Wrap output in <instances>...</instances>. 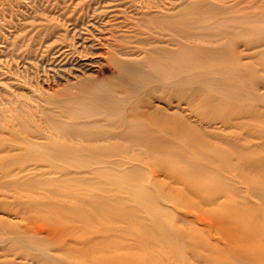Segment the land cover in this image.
Segmentation results:
<instances>
[{"label":"bare ground","instance_id":"bare-ground-1","mask_svg":"<svg viewBox=\"0 0 264 264\" xmlns=\"http://www.w3.org/2000/svg\"><path fill=\"white\" fill-rule=\"evenodd\" d=\"M32 1L75 41L46 90L0 61V264H264V0Z\"/></svg>","mask_w":264,"mask_h":264},{"label":"rangeland","instance_id":"rangeland-1","mask_svg":"<svg viewBox=\"0 0 264 264\" xmlns=\"http://www.w3.org/2000/svg\"><path fill=\"white\" fill-rule=\"evenodd\" d=\"M33 4L34 2L32 0H7V1L2 0L3 11L0 14L2 17L0 21L1 24L2 23L3 24L0 27L1 28L0 33L2 32L1 34L3 35V42L0 43V61H2L4 66L3 77L5 79L4 80L5 83L15 84L17 82L14 81L13 79L14 76L17 75L20 78L21 75L23 76V78L30 80L32 82V85L36 86V88L41 87L44 90H46L49 87H54L55 85H60L61 83L65 84V80H64L65 78H63V76L60 75L61 73L60 69H62L60 65H63V63H59L58 59L54 61L52 58L53 57L57 58L58 55L57 51L61 48V46L66 44L64 39L67 36H68V40H71V42L75 40L72 39L73 32L71 30V26H62L63 33H61L62 36H60V39L52 38V40H50L49 42H45L44 39L47 38H44L45 37L44 35H41V38L43 40L39 38L37 36L39 31L38 25L42 23V21L44 22L43 18L46 15L43 12H39V11L35 12V6L33 7ZM38 4L44 6L43 3L36 2V5ZM109 6H113L112 10L117 9V7L115 6V2H110ZM38 10L42 11V9H38ZM108 11L109 9L107 10V12ZM50 15L52 16V18H55L56 21H59L61 23H63L65 20L64 15H62V13L60 14L59 12H54L53 14L50 13ZM51 16H49V18H51ZM79 37L80 36H76V39H78ZM14 40H16V43L18 45L11 44V41ZM19 44L20 45L24 44V45L20 47ZM30 44L34 45V47H32V50L30 51L27 50L25 52L24 49L25 48L27 49V47H29ZM76 45H79L78 47L79 50H84V48L82 47V43ZM90 50L91 49H89V51ZM250 60L251 59H248L247 61ZM97 68H95L97 70V72L95 73L101 72L103 75L106 76L112 74L111 67H110V71L104 70L106 67H100L99 70ZM47 78L48 80H46ZM43 80H45V82H43ZM70 82H72V80ZM29 86H30L29 84L25 85V87L22 88V92L26 93L27 91H29V89H31L30 88L31 86L30 87ZM258 88H259V92L264 95V87L261 85ZM30 94L31 93L27 95ZM181 107H182V113H181L182 117L188 119L189 121H192L194 125L199 123V121H196V116H194L195 113L188 107L187 104L183 103ZM260 108L264 110V103L260 104ZM214 116H216V113L214 114ZM221 124L222 123L219 120H217L213 125L218 130H221L225 134H229L237 131V129H232V128L224 129V127ZM198 127H195L196 132H199L200 127L199 128ZM202 128L207 131H212L210 127L208 128L207 124L201 127L200 130ZM203 129L201 130V133H203L202 137H204L203 139L207 140L208 142L214 145L224 147V144L219 142L217 139H213L209 136L207 137L204 134L205 132L203 131ZM191 131L195 133L193 130ZM257 141L259 140L255 139L254 142ZM196 180L199 181V179L197 178ZM173 186L179 187L181 185L177 184ZM242 186L245 187L244 185ZM187 196L189 198L192 197L193 199H197L194 198L195 196H193L192 194H189ZM126 202L131 203L129 200ZM198 214H200V216L206 219H209L202 212ZM197 221L200 220L197 219ZM200 223L198 224L199 225L204 224V223L202 224Z\"/></svg>","mask_w":264,"mask_h":264}]
</instances>
